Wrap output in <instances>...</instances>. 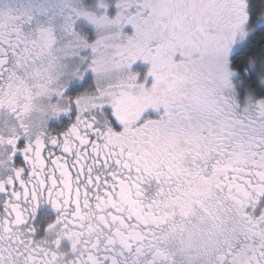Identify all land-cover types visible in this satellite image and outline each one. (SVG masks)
<instances>
[{"label": "snow or ice", "instance_id": "obj_1", "mask_svg": "<svg viewBox=\"0 0 264 264\" xmlns=\"http://www.w3.org/2000/svg\"><path fill=\"white\" fill-rule=\"evenodd\" d=\"M0 264H264V0H0Z\"/></svg>", "mask_w": 264, "mask_h": 264}]
</instances>
